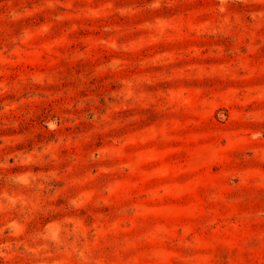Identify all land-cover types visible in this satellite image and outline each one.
Instances as JSON below:
<instances>
[{"label": "rangeland", "instance_id": "obj_1", "mask_svg": "<svg viewBox=\"0 0 264 264\" xmlns=\"http://www.w3.org/2000/svg\"><path fill=\"white\" fill-rule=\"evenodd\" d=\"M0 264H264V0H0Z\"/></svg>", "mask_w": 264, "mask_h": 264}]
</instances>
